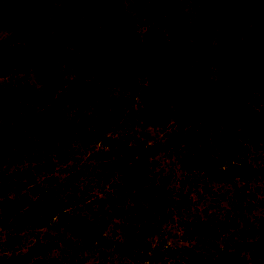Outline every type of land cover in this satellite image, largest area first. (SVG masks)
I'll list each match as a JSON object with an SVG mask.
<instances>
[{
  "label": "rangeland",
  "instance_id": "obj_1",
  "mask_svg": "<svg viewBox=\"0 0 264 264\" xmlns=\"http://www.w3.org/2000/svg\"><path fill=\"white\" fill-rule=\"evenodd\" d=\"M174 2L184 4L183 0ZM153 3L154 0H124L125 10L136 26L132 42L142 41L147 30L144 24L153 18L150 12ZM63 4L62 0H0V43L17 45L32 41L38 44L41 38L40 46L35 47L41 48V51L36 50L37 57L54 66L56 74L66 81L80 85L89 82L99 87L96 90L99 93L85 99L86 105L64 103L65 119L73 123L74 129L87 128L85 120L79 116L91 117L97 108H112L115 112L112 128L116 131L110 134L128 131L130 143H146L153 148L149 175L158 186L172 191L176 202L171 211L158 213L159 218L151 223V228L140 221L137 227L142 229L141 236H145L152 248L167 244L180 249L191 248L204 255L209 253L207 245L212 243L221 247L227 245L230 249L240 243L244 246L242 254L250 264H264V176L234 178L229 182L212 180L203 172L186 167L187 147L180 139L182 133L192 134L209 167L232 170L237 166L235 160H246L264 170V102L257 103L256 99L253 108L239 106L232 93L218 86V67H209L206 72L202 69V77L196 74L197 67H180V74H171L161 83L171 96L170 120L167 125L149 123L143 119L148 114V98L143 87L149 85L152 78L143 71L126 72L128 82L117 83L103 72L96 73L101 66L96 60L98 64L103 61L102 65L107 68L113 66L109 60L112 51L88 40H83L78 47L79 43L62 37L54 18ZM15 16L32 21V27L22 36L14 34ZM70 19L74 24L81 19V14H72ZM58 48L74 52L80 60L70 58L65 59L66 63H56ZM3 88L26 89L38 94L36 108H33L37 111L41 109L38 100L48 93L33 69L0 76V91ZM51 96L60 99L57 94ZM11 115L13 113H7V120L0 118V124L22 134L25 140L39 142L31 129L21 128ZM74 134L50 133L46 136L50 150H44L40 163L25 160L20 165L32 166V172L44 184L50 175L64 182V187L54 192L67 202L65 208L86 224L85 230L73 234L55 218L47 224L33 226L21 219L2 221L0 215V255L31 251L44 264H149L135 256L121 254L114 244L123 241V228L133 218V207L141 211L142 207H147L146 203L135 190L120 193L118 185L122 184V175L115 170V158L109 148L97 140H84ZM17 165L19 162L14 161L0 172L3 171L5 177ZM13 180L7 177L4 183L15 182ZM69 183L73 187H69ZM14 195L10 192L11 197ZM141 219L146 221L144 217ZM200 229L213 231L209 234ZM183 259L172 262L197 264V260Z\"/></svg>",
  "mask_w": 264,
  "mask_h": 264
},
{
  "label": "trees",
  "instance_id": "obj_2",
  "mask_svg": "<svg viewBox=\"0 0 264 264\" xmlns=\"http://www.w3.org/2000/svg\"><path fill=\"white\" fill-rule=\"evenodd\" d=\"M62 1L65 4L54 18L62 37L67 36L79 43L78 47L83 40H88L112 51L109 60L113 66L107 68L102 65L103 61L98 64L96 60L95 63L101 65L96 73L103 72L117 83L128 82L126 72L143 71L152 78L151 83L143 87L148 98V114L143 118L147 122L167 125L171 113V96L161 83L171 74H180V67H197L196 74L200 77L203 75L202 69L206 72L209 67H218V86L232 93L239 106L253 108L256 99L259 100L257 103L264 102V0H183V5L174 0H154L150 10L153 18L144 24L147 30L139 42L131 40L135 36L136 26L125 10L124 0ZM75 13H80L81 19L73 24L70 17ZM15 17L14 34L22 36L32 27V21L23 16ZM42 41L40 38L39 42ZM39 42L17 45L0 43V76L33 69L48 91L46 96L38 100L41 103L38 111L33 109L38 98L35 92L5 88L0 91V108L3 109L0 118L7 120V113H13L11 118L21 128L26 126L39 138V142L25 140L22 134H16L6 124H0V171H5L14 161L19 162L7 176L4 177L3 171L0 172L2 221L8 218L21 219L38 226L55 218L73 234L85 230L86 224L70 213L65 208L67 202L54 192L63 188L65 183L59 182L55 175H50L44 184L34 175L32 166L20 165L25 160L40 163L44 150H50L51 144L46 139L50 133L72 132L84 140H97L109 148L111 156L115 158V170L122 175V184L118 185L120 193L135 190L147 205L141 211L133 207V218L123 228V241L114 242L121 254L135 256L149 264H175L172 260L183 258L197 260V264H250L242 254L244 246L240 243H236L233 249L212 243L207 245L209 253L205 255L191 248L180 249L167 244L164 247H151L145 236L140 234L142 229L137 227L139 222L151 228V223L159 218L158 213L162 210L171 211L176 202L175 194L158 186L149 175V157L154 153L153 148L146 143H130L128 131L110 134L116 131L112 128L115 114L112 108H97L91 117L86 114L79 116L85 120L87 128L74 129L73 123L65 119L67 109L64 103L86 105L88 102L85 99L99 93L96 92L99 87L89 82L80 85L71 80L66 81L56 74L54 66L47 65L37 57L36 50L41 51ZM36 45L39 46L35 49ZM69 53L65 48H58L56 63H66L70 58L80 60V56L74 52ZM51 94H57L60 99L57 100ZM114 123L117 124V120ZM180 139L187 147L184 155L186 167L199 170L212 180L229 182L234 178L264 176V170L253 167L246 160H235L237 166L232 170L209 167L200 144L192 134L182 133ZM7 177H13L15 182L4 183ZM67 185L73 187L71 183ZM10 192L15 195L11 197ZM142 217L146 219L145 222L139 220ZM200 230L209 234V231H213ZM0 264L44 262L39 256L27 251L0 255Z\"/></svg>",
  "mask_w": 264,
  "mask_h": 264
}]
</instances>
